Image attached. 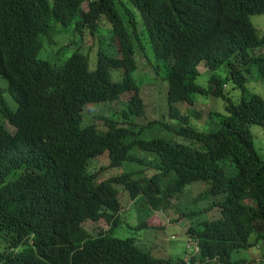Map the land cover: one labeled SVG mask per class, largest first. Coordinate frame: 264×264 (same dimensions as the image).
<instances>
[{"label": "trees", "instance_id": "1", "mask_svg": "<svg viewBox=\"0 0 264 264\" xmlns=\"http://www.w3.org/2000/svg\"><path fill=\"white\" fill-rule=\"evenodd\" d=\"M262 14L264 0H0V264H186L187 249L159 259L115 228L127 202L147 226L196 182L217 217L190 226L192 264H264V99L246 86L264 83ZM201 64L227 75L203 87ZM145 78L167 84V118L148 121ZM201 96L226 103L208 127L181 107Z\"/></svg>", "mask_w": 264, "mask_h": 264}, {"label": "rangeland", "instance_id": "2", "mask_svg": "<svg viewBox=\"0 0 264 264\" xmlns=\"http://www.w3.org/2000/svg\"><path fill=\"white\" fill-rule=\"evenodd\" d=\"M251 22L254 25L257 35L259 38L264 36V14L251 16ZM70 40V37H68ZM66 45V44H65ZM64 45V46H65ZM118 45V44H117ZM116 45V47H118ZM46 54H44L45 56ZM151 61H153L151 57ZM140 65V74L145 77L148 76L149 71L148 61L146 59H141L139 61ZM202 75L198 79V83L203 87L209 86V81L212 75H220L223 78L226 77L224 71L225 68H221L216 72L209 71L201 64L199 67ZM249 83H247V88L250 92L259 95L264 99V83L257 78V73L253 71L251 76H248ZM145 87L143 94L147 97V114L149 115V120L153 118L163 119L168 117L167 111V84L164 86L160 80L156 81V85H153L149 82V79H146ZM226 88L229 91L231 98L236 101L242 97L243 93L241 90H234L232 81H230ZM150 83V84H149ZM153 89V90H152ZM226 103L217 98L209 97H198L196 107H190L187 104H182V110L184 113L190 114L191 112L201 110V118L196 120L197 126H206L208 127V113L211 111H224ZM111 107V108H110ZM107 108L106 106L95 107L92 110L91 116L94 117V114L104 115L108 113L109 109L113 112L121 113L123 106L119 103H114ZM165 116V117H164ZM100 122L99 120H96ZM148 121H140L141 126L148 125ZM205 126V127H206ZM12 128V127H11ZM252 133L255 139V146L259 155L264 159V129L253 126ZM130 170V168L128 167ZM122 169L110 170L105 175V178L114 176L118 173H121ZM205 186L196 182L192 185H189L185 188L184 195L181 200H172L171 203L161 212L155 213L152 217L149 218V221L146 222L147 226L144 225V222L147 219V215L150 214V210L144 204V202L139 201V203H133L131 201L124 204L125 209L121 212L120 215V224L115 228V236L121 239H135V243L147 247L154 255L159 259L169 260L171 257L177 258L180 257L185 251V243L187 241V232L191 225L198 224V222L205 220L207 218H215L217 215L215 213H206L204 209L208 207L211 201L201 200L198 203L195 199L205 191ZM195 216L192 213H199ZM86 230L91 233V235L96 236L100 233L101 229H108V225L104 222L95 224L88 222L85 224ZM264 250V247H261L255 254L254 258H260L261 252ZM253 256V254H252Z\"/></svg>", "mask_w": 264, "mask_h": 264}, {"label": "built area", "instance_id": "3", "mask_svg": "<svg viewBox=\"0 0 264 264\" xmlns=\"http://www.w3.org/2000/svg\"><path fill=\"white\" fill-rule=\"evenodd\" d=\"M190 244L187 245V252L185 255V261L187 264H192L193 259L196 257V254L189 247L193 245V240L190 239Z\"/></svg>", "mask_w": 264, "mask_h": 264}, {"label": "clouds", "instance_id": "4", "mask_svg": "<svg viewBox=\"0 0 264 264\" xmlns=\"http://www.w3.org/2000/svg\"><path fill=\"white\" fill-rule=\"evenodd\" d=\"M7 124V127L9 128V131L10 132H12L13 134L16 132H14V129H13V127L12 126H10L8 123H6ZM12 127V128H11ZM185 249H187V242L185 243ZM185 255H186V253L183 255V258H184V260H185ZM186 262V261H185ZM193 262V261H192ZM187 264V263H186Z\"/></svg>", "mask_w": 264, "mask_h": 264}]
</instances>
